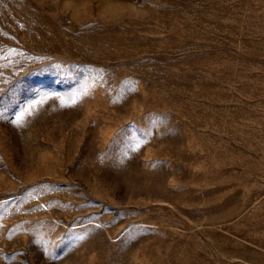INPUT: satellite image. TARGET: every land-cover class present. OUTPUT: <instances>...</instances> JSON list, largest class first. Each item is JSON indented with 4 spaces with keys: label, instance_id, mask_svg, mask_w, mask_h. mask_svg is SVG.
Instances as JSON below:
<instances>
[{
    "label": "rangeland",
    "instance_id": "374dc122",
    "mask_svg": "<svg viewBox=\"0 0 264 264\" xmlns=\"http://www.w3.org/2000/svg\"><path fill=\"white\" fill-rule=\"evenodd\" d=\"M0 264H264V0H0Z\"/></svg>",
    "mask_w": 264,
    "mask_h": 264
}]
</instances>
